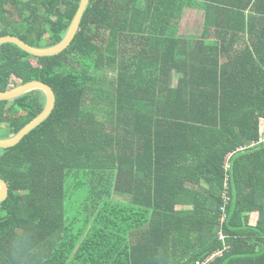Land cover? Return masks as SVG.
I'll list each match as a JSON object with an SVG mask.
<instances>
[{"label":"trees","instance_id":"16d2710c","mask_svg":"<svg viewBox=\"0 0 264 264\" xmlns=\"http://www.w3.org/2000/svg\"><path fill=\"white\" fill-rule=\"evenodd\" d=\"M81 3L0 0V38L55 47ZM33 82L56 107L0 150V264H264V0H92L62 55L2 47L0 91ZM45 107L0 101V140Z\"/></svg>","mask_w":264,"mask_h":264},{"label":"water","instance_id":"95a60500","mask_svg":"<svg viewBox=\"0 0 264 264\" xmlns=\"http://www.w3.org/2000/svg\"><path fill=\"white\" fill-rule=\"evenodd\" d=\"M91 1L92 0H82L81 7H79L78 9V12L69 28L67 36L59 45L49 49H38L28 45L17 37H4L0 38V50L6 45H14L19 47L29 55L39 59L54 58L62 55L71 47L79 31H81L82 22L90 7ZM38 90L44 92V94L46 95V107L44 111L34 121H32L30 125L25 128L17 137L9 140H0V150H11L21 145L28 136L36 131V129H38L42 125V123L51 116V114L55 110L57 101L56 94L52 87L40 82L24 84L5 92L0 91V101L5 102L14 101ZM9 197L10 185L7 181L0 178V203L6 202Z\"/></svg>","mask_w":264,"mask_h":264},{"label":"crops","instance_id":"0c3cea01","mask_svg":"<svg viewBox=\"0 0 264 264\" xmlns=\"http://www.w3.org/2000/svg\"><path fill=\"white\" fill-rule=\"evenodd\" d=\"M199 13V17H202V22H203V16L204 13L200 10H197ZM188 12V13H187ZM186 15H190V16H186V17H191V15H193V9H189L187 10ZM192 20V19H191ZM202 22L200 21L197 25L195 24V22L192 20L191 24H190V30H186L184 33L187 35H193L195 31L199 32L198 34H200L202 32V27L200 26L202 24ZM263 125H264V120L262 121ZM259 215L258 214H252L251 217V225L254 226L256 225L257 221H258ZM254 220V222L252 223V221Z\"/></svg>","mask_w":264,"mask_h":264},{"label":"rangeland","instance_id":"374dc122","mask_svg":"<svg viewBox=\"0 0 264 264\" xmlns=\"http://www.w3.org/2000/svg\"><path fill=\"white\" fill-rule=\"evenodd\" d=\"M188 13V12H187ZM199 13L197 11V9H193V15H191V17H186V16H190V15H185L182 26H181V33L183 34L186 30H190V24L192 22V20L195 22V24L197 25L200 21L202 22V17L198 16ZM192 19V20H191ZM0 138H8V135L6 132L1 131L0 132ZM254 222V220L252 221V223Z\"/></svg>","mask_w":264,"mask_h":264},{"label":"built area","instance_id":"2783aa9c","mask_svg":"<svg viewBox=\"0 0 264 264\" xmlns=\"http://www.w3.org/2000/svg\"><path fill=\"white\" fill-rule=\"evenodd\" d=\"M259 144H264V128L261 129V137H260V140H259ZM233 156V154L231 155V157ZM230 165L227 164V168H229ZM225 201H226V205H228L230 202H231V198L229 196V194H225ZM223 212H224V216H223V223L226 222L227 220V214H226V211H227V206H224L223 207ZM221 241H225V237L224 235L222 234L221 235ZM220 256H222V254H220ZM218 255H215L213 257H211L207 262L203 263V264H212L216 259H217Z\"/></svg>","mask_w":264,"mask_h":264}]
</instances>
